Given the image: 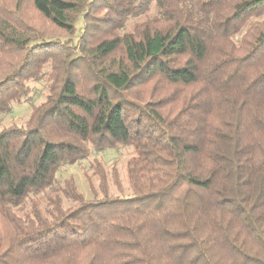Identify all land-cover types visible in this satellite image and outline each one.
<instances>
[{"label":"trees","instance_id":"obj_1","mask_svg":"<svg viewBox=\"0 0 264 264\" xmlns=\"http://www.w3.org/2000/svg\"><path fill=\"white\" fill-rule=\"evenodd\" d=\"M33 4L78 40L0 13V63L13 56L0 66V114L27 101L43 67L54 72L28 124L0 131V264H264V0ZM130 19L91 46L94 30ZM158 78L200 88L170 117L134 96ZM118 145L136 150L131 196L108 194L99 163L103 198L87 200L73 178L59 186L63 166Z\"/></svg>","mask_w":264,"mask_h":264},{"label":"rangeland","instance_id":"obj_2","mask_svg":"<svg viewBox=\"0 0 264 264\" xmlns=\"http://www.w3.org/2000/svg\"><path fill=\"white\" fill-rule=\"evenodd\" d=\"M104 12L105 11L98 13L97 16H102ZM0 13L22 31L39 32L44 39H65L71 41V44L72 41L76 43L78 40V37L75 39L73 38L74 40L70 39L67 32L57 29L42 17L36 11L33 0H22V3L19 5H17L15 0L2 1L0 2ZM136 19H130L127 24H125V27L120 29H116L117 27L113 29L111 27H103L94 30L91 46H97L106 39L122 35L125 31L132 30ZM81 23V21L78 23V27L82 25ZM240 38V35L233 38L237 48L242 46L243 39ZM120 56H122L121 53L119 57ZM12 57L13 56H4V61L0 63V66L2 67L7 64L12 65ZM51 66L52 65H46L43 67V75L40 79H33L28 82L31 93L27 101H22L20 104L13 103L11 113L0 114V131L10 126L24 127L28 124L31 118L32 107L34 108L41 105L50 94L52 86L51 78L54 74ZM199 88L200 85L193 87L173 85L162 78H158L145 86L135 88L134 96L141 101H160L165 113L170 117H175L179 112L183 111L185 105H187V100L191 97L190 93L194 92V94H196ZM192 101L194 100L192 99ZM135 156L136 150L132 146L118 145L115 149H109L103 152H95L92 149L91 155L87 160L75 165H65L61 168L57 176L58 184L60 187H64L65 182L73 178L79 191L87 200H92L95 197L98 199L103 198L104 193L100 187L99 175L95 168L99 163L106 173L108 194L111 197H129L132 195L133 191L130 187L128 178V163ZM115 172L118 175L121 187H117L115 184ZM65 205H70V202L66 199ZM26 210H30L29 204H27Z\"/></svg>","mask_w":264,"mask_h":264}]
</instances>
